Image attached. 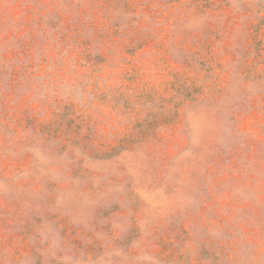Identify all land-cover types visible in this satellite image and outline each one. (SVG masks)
<instances>
[{
  "label": "rangeland",
  "instance_id": "obj_1",
  "mask_svg": "<svg viewBox=\"0 0 264 264\" xmlns=\"http://www.w3.org/2000/svg\"><path fill=\"white\" fill-rule=\"evenodd\" d=\"M0 264H264V0H0Z\"/></svg>",
  "mask_w": 264,
  "mask_h": 264
}]
</instances>
